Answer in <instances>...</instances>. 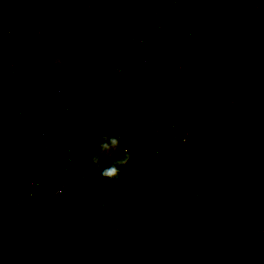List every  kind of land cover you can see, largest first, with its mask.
<instances>
[{
    "label": "rangeland",
    "instance_id": "374dc122",
    "mask_svg": "<svg viewBox=\"0 0 264 264\" xmlns=\"http://www.w3.org/2000/svg\"><path fill=\"white\" fill-rule=\"evenodd\" d=\"M143 1L142 18L169 38L171 47L155 40L145 23L124 26L135 0H100L94 13L85 10L87 0H2L0 60L8 67L16 64L13 89L4 78L1 83L14 98L11 129L0 119V259L5 253V264H76L61 252L62 234L55 232L64 215L80 221L70 240L90 249L92 264H264V246L240 244L233 228L221 227L224 220L234 225L232 206L239 207L245 223L264 221V8L250 0H192L190 9L181 0ZM44 6L54 27L39 52L31 44L32 24L34 11ZM241 45L250 54L238 73L226 60L228 49ZM133 61L152 76L148 95L130 92L137 76L129 66ZM192 66L197 76L180 97L169 76ZM61 71L72 81H61ZM22 80L40 90L29 108L22 105ZM37 103L38 121L33 117ZM142 105L152 109L146 112ZM107 135L119 136L121 145L96 168L91 157ZM145 139L149 151L142 150ZM41 146L46 167L57 175L56 187L6 178L15 166L33 160ZM52 149L55 165L49 160ZM122 150L131 159L119 178H103L102 168ZM81 174L87 178L81 182L100 180L87 197L86 218L75 211ZM49 198L63 207L58 216L27 214L28 205ZM13 232L23 234L19 243Z\"/></svg>",
    "mask_w": 264,
    "mask_h": 264
},
{
    "label": "trees",
    "instance_id": "16d2710c",
    "mask_svg": "<svg viewBox=\"0 0 264 264\" xmlns=\"http://www.w3.org/2000/svg\"><path fill=\"white\" fill-rule=\"evenodd\" d=\"M102 1V0H101ZM201 2L200 0H197V3ZM39 3H42V0H39ZM100 0H87L85 3V10L94 13L96 11L100 10L99 6ZM135 11L132 13L127 14V20L124 22V26L128 29L129 26L133 25L134 27H141L145 23L147 26V29L151 33V35L154 37L155 40L159 41L161 45L165 44L168 47H171L172 45L167 43L170 41L169 38L164 36L163 34H160L152 25L149 24L148 19L143 17L142 18V12L145 8L144 1L143 0H135ZM6 5L0 0V7H5ZM34 24H32V27H34ZM32 27H29L32 29ZM165 50L163 52H159L160 58L162 60H165ZM130 68L134 69L136 71V78L133 81V84L131 85V94L133 97H141L144 95H148L151 91H153L154 83L152 76L149 73H146L144 71H141L136 67L134 64V61L132 63H129ZM198 73L197 66H192L189 68L187 72H185L183 75L180 76H169L170 80L172 81L171 86L175 87V92L179 94L181 97V92L183 89L191 86V82L196 78ZM4 82L3 78L0 76V87L3 88L4 86L1 85V83ZM5 83L8 86H11L13 83V78H9L5 81ZM23 85V86H22ZM13 86V85H12ZM22 86V87H21ZM69 87V86H68ZM11 87H8L10 89ZM25 90H24V89ZM33 88V89H32ZM4 91L0 95V119L4 125V127L7 130H10L13 126L12 119H11V111L10 107L14 106V98L13 96L10 97V94L12 93L6 88H3ZM13 89V88H11ZM19 89L25 91V99L23 101V106L29 108L34 100V97L36 94L40 91L37 84H34L30 81L22 80L21 84L19 86ZM14 90L17 91V89L14 88ZM66 89L65 91H67ZM264 109V104L262 106ZM43 146L36 149V151L33 153V160L29 161L28 163H25L23 165H17L15 166L12 171H9L7 173L6 178L9 176L15 180V181H24V180H34L36 182L42 183L47 187L54 188L57 185V175L55 172H53L51 169L46 167L45 165V154H44V148ZM150 151V153H153ZM156 152V151H155ZM202 165H206V163H201ZM162 164L160 163L159 168L161 169ZM208 170V169H207ZM220 170L217 171V175L219 174ZM159 175V174H158ZM169 175H173V172H169ZM83 178V179H82ZM134 178V177H133ZM87 178L84 174H81L80 178L78 179V182L85 181ZM4 180H0V185L2 184ZM88 182V181H86ZM81 182L77 184L76 191L79 194V202H78V209L75 208V211L81 212L80 217L86 218L85 213V203L87 201V197L91 194L95 193L96 187L99 185V181H92L91 183ZM121 180L116 181V183H120ZM86 183V185H85ZM164 186V185H160ZM166 189H169L170 187H165ZM231 214L230 217L233 216L235 218L234 225L233 223L226 222L225 220L221 222V227L223 228H233L232 233L234 236H236V240L238 243L246 245L248 247H255V246H264V221L260 222L258 224H252V223H245L243 221L242 214H240L239 207H231ZM82 210V211H81ZM64 211L63 207L56 206L55 199L49 198L42 200L41 202L37 204H30L26 207V212L28 215L32 216L35 219H42L43 217L47 216H55L59 215L60 212ZM76 214V213H75ZM67 215V214H66ZM3 220L7 223L8 217L3 216ZM120 220H122V225H124V218L121 217ZM10 225L13 227L12 223ZM233 225V226H232ZM80 226V221L78 220L77 216H62L55 227V232H61V252L67 254L68 260L75 262L76 264L79 262H85L92 264L93 259V253L88 249L87 247H79L78 244L75 242H72L70 240L72 234L76 233V230ZM239 227V230L241 231V234H245L244 238H241L240 231H236L234 227ZM12 239L19 243V239L23 236L22 233H11ZM142 242V241H141ZM3 257L0 259V264H5V253L2 254ZM192 264H196L194 261Z\"/></svg>",
    "mask_w": 264,
    "mask_h": 264
},
{
    "label": "built area",
    "instance_id": "2783aa9c",
    "mask_svg": "<svg viewBox=\"0 0 264 264\" xmlns=\"http://www.w3.org/2000/svg\"><path fill=\"white\" fill-rule=\"evenodd\" d=\"M200 1L204 2L205 0H200ZM169 12H170V10L167 9V12H165V15H167V13H169ZM34 15L36 16V19H35L36 23H35V27L33 29L32 37H31V44L34 46L35 51L39 50V52H41L40 50H42V48L44 47V38H45V36L49 33L50 29L54 27V20L50 16L49 8L47 6H44V7H41L39 9H37V11L35 10L34 11ZM122 43H124V40H122ZM124 44H122V47L124 46ZM7 62L10 63V61H7ZM143 62H144V65H145L146 61L143 60ZM144 72L148 73L147 71H144ZM60 80L63 81V82H71L72 78L70 77V75H68V74H66V73L61 71ZM40 106H41L40 103H37L34 106V108H33V110L35 111V114H33V117L35 116L37 118V119H35L36 121L42 119V115H41L42 112L39 111L40 110L39 109ZM173 107H175V106H173ZM142 109H144L147 112V111H150L152 109V107L148 106V105H146V106L142 105ZM174 110H176V109L175 108H173V110L170 109V111H174ZM160 117H161V115H158V118H160ZM34 123H35L34 121H27L26 122V124L30 125V126L32 124H34ZM86 130L88 132H90L88 129H86ZM157 130H158V127H157V125H155L154 129L152 130V134L156 133ZM167 133L170 134V130H167ZM54 138H56V136H54ZM149 149H150V146L148 145V142L145 139L142 142V150L143 151H149ZM124 151L125 150H122L119 155L123 154ZM162 154L163 153H158L157 156L159 158H163ZM56 155H57V150L56 149H52L51 150V154L49 156V160L50 161H54ZM53 164L55 165V161L53 162ZM41 251H42V247L39 244V246L36 248V253L38 255V259L36 260L37 262L40 261V259H41Z\"/></svg>",
    "mask_w": 264,
    "mask_h": 264
},
{
    "label": "clouds",
    "instance_id": "9594fccd",
    "mask_svg": "<svg viewBox=\"0 0 264 264\" xmlns=\"http://www.w3.org/2000/svg\"><path fill=\"white\" fill-rule=\"evenodd\" d=\"M121 138L119 136L107 135L97 141L98 151L94 152L91 157V163L96 168H101V157L115 152L120 148ZM131 159L130 154L125 150L124 153L117 159L101 170V176L110 181L119 178L121 169L125 167ZM83 179V178H82Z\"/></svg>",
    "mask_w": 264,
    "mask_h": 264
},
{
    "label": "crops",
    "instance_id": "0c3cea01",
    "mask_svg": "<svg viewBox=\"0 0 264 264\" xmlns=\"http://www.w3.org/2000/svg\"><path fill=\"white\" fill-rule=\"evenodd\" d=\"M157 1V0H156ZM183 3H185L189 9L192 7L191 5V1L192 0H181ZM210 1H215V0H210ZM251 3H254V5H256V7H258V10H262L260 8H264V0H259L261 2H257L258 0H250ZM146 2V0H145ZM154 3V2H153ZM152 3V4H153ZM148 4V3H147ZM151 4V3H150ZM136 5V3H135ZM155 5V3H154ZM148 7V5H147ZM1 21V19H0ZM230 39H232V41H234L235 39L238 40L237 38H235V36H230ZM235 40V41H236ZM1 44H3L2 42H0ZM234 44H231L230 46L232 47ZM0 47H2V49H4V45H0ZM1 49V48H0ZM229 58L226 60V66L228 67V69H233L236 72L240 73L243 69H246L247 64L244 61V58L248 55L249 51L247 49L244 48L243 45L238 46V47H233V48H229ZM250 54V53H249ZM10 60L7 58V61H12L11 55L9 56ZM0 58H1V54H0ZM21 59V58H18ZM239 59L240 62L239 63H235V60ZM22 60V59H21ZM229 61V62H228ZM233 62V63H230ZM8 63V62H7ZM230 63V64H229ZM16 66V64H14ZM13 65V66H14ZM13 66L10 65V67L5 66L4 64L2 65V62L0 60V75L2 78H4L5 80L11 78V74L13 73V70L15 69ZM230 67V68H229ZM39 82H42V79H39ZM36 84V83H35ZM39 84V83H38ZM15 85V83L13 84ZM23 86V85H22ZM11 87V86H8ZM25 99V98H24ZM23 104V103H22ZM2 185V184H1ZM0 185V186H1ZM3 208H5V206H3ZM46 232V231H43ZM30 234H34V231H30ZM33 236V235H32ZM32 236H30V238H32Z\"/></svg>",
    "mask_w": 264,
    "mask_h": 264
}]
</instances>
